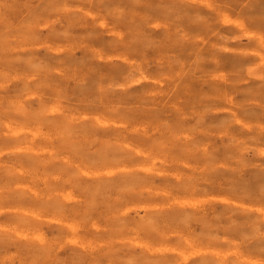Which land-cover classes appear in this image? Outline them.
<instances>
[{"label": "clouds", "instance_id": "clouds-1", "mask_svg": "<svg viewBox=\"0 0 264 264\" xmlns=\"http://www.w3.org/2000/svg\"><path fill=\"white\" fill-rule=\"evenodd\" d=\"M0 264H264V0H0Z\"/></svg>", "mask_w": 264, "mask_h": 264}]
</instances>
